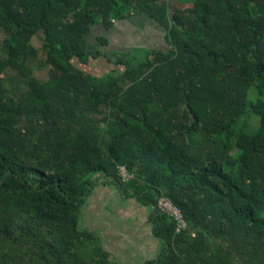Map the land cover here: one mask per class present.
Listing matches in <instances>:
<instances>
[{"label":"trees","instance_id":"16d2710c","mask_svg":"<svg viewBox=\"0 0 264 264\" xmlns=\"http://www.w3.org/2000/svg\"><path fill=\"white\" fill-rule=\"evenodd\" d=\"M138 12L165 47L114 59L99 36L92 51L95 28ZM0 30V264H111L81 228L103 183L154 209L149 264H264V0H0ZM101 57L123 68H81ZM160 197L184 214L182 234Z\"/></svg>","mask_w":264,"mask_h":264},{"label":"crops","instance_id":"0c3cea01","mask_svg":"<svg viewBox=\"0 0 264 264\" xmlns=\"http://www.w3.org/2000/svg\"><path fill=\"white\" fill-rule=\"evenodd\" d=\"M141 18L151 20V29L138 22ZM95 32H99L97 37ZM95 32L89 37L92 48L100 45L99 36H106L109 45L118 42L119 46L128 47L123 50L134 47L160 48L165 45L163 26L141 12L117 22L111 29ZM155 217L153 208L124 196L115 185L103 183L83 209L81 228L99 234L102 246L110 255L111 264H149L157 260L162 250L159 240L154 236Z\"/></svg>","mask_w":264,"mask_h":264},{"label":"rangeland","instance_id":"374dc122","mask_svg":"<svg viewBox=\"0 0 264 264\" xmlns=\"http://www.w3.org/2000/svg\"><path fill=\"white\" fill-rule=\"evenodd\" d=\"M169 3H170L171 11H174L175 9L189 10L191 8V5H188V4H179V3H176L173 1H169ZM138 22L140 24H143L145 27H147V29H151V24H152L151 20L141 18L138 20ZM104 28H95L93 32L104 29ZM94 35L97 37L99 35V32H95ZM5 36H6V34L0 30V41H3ZM95 36H94V38H95ZM91 38H92V36H91ZM32 42L38 48L37 50L39 52L38 59L35 61L34 65H33L34 74L36 77H38L41 80H47L49 77L50 68L47 67L45 64L46 55H45L44 50H43L44 45H43L42 37L36 36V37H34ZM117 43L111 44L109 46V48H111L109 50V52H111V54L113 55L112 57L114 59H115V56H114L115 51L122 52V51H124L123 49L128 48L127 46H124L126 48H124L123 46L121 47ZM163 47H165V45ZM163 47H160V48H163ZM93 48L94 49H92V51H94V53H96V51H95L96 48L95 47H93ZM140 53L144 55V52H140ZM76 64L78 66L81 65V63H79L78 60H77ZM81 68H83V70H85L86 72L102 76V75H105V74L111 72V70H114V69H116V70L120 69V71H121V68H123V66L116 67L115 65L110 63L109 59H107L105 57H101V58H98L97 60H95V59L90 60V63L88 65H82ZM15 83H16V81L12 80L8 85L13 86ZM253 97L254 96H252V98ZM248 125L253 127V128L257 127L259 125V119L256 117H251L249 122H248Z\"/></svg>","mask_w":264,"mask_h":264},{"label":"built area","instance_id":"2783aa9c","mask_svg":"<svg viewBox=\"0 0 264 264\" xmlns=\"http://www.w3.org/2000/svg\"><path fill=\"white\" fill-rule=\"evenodd\" d=\"M120 179L127 183L134 178L126 166L121 165L118 167ZM155 210L158 214L168 217L176 225V234L180 235L188 229V223L182 211L175 206L170 200L160 197L156 201Z\"/></svg>","mask_w":264,"mask_h":264}]
</instances>
